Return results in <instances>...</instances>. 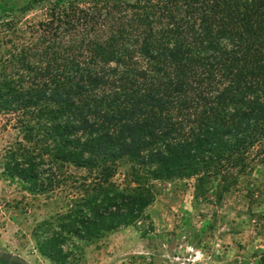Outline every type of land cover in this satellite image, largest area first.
<instances>
[{
	"label": "trees",
	"instance_id": "obj_1",
	"mask_svg": "<svg viewBox=\"0 0 264 264\" xmlns=\"http://www.w3.org/2000/svg\"><path fill=\"white\" fill-rule=\"evenodd\" d=\"M80 2L41 0L23 24L0 12V114L20 135L3 170L70 197L34 229L53 264L141 219L153 180L226 192L264 175V0Z\"/></svg>",
	"mask_w": 264,
	"mask_h": 264
},
{
	"label": "rangeland",
	"instance_id": "obj_2",
	"mask_svg": "<svg viewBox=\"0 0 264 264\" xmlns=\"http://www.w3.org/2000/svg\"><path fill=\"white\" fill-rule=\"evenodd\" d=\"M79 1L82 7L88 4ZM40 2L24 8L28 0H0V12L15 14L22 24L38 22L46 12ZM19 136L15 124L0 114V264H53L37 249L34 229L64 210L70 197L59 189L50 195L32 193L5 174L3 155ZM126 169L127 163H121L113 177L120 186ZM194 185L193 178L151 181L155 198L145 215L81 245L71 264H264L261 167L253 165L226 192L211 183L198 191Z\"/></svg>",
	"mask_w": 264,
	"mask_h": 264
}]
</instances>
